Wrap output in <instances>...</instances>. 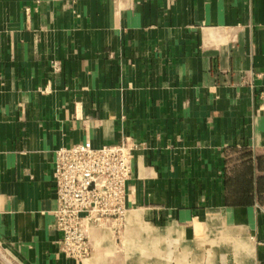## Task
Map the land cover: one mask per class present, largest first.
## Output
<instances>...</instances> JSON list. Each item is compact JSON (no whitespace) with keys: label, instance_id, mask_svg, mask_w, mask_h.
Returning <instances> with one entry per match:
<instances>
[{"label":"crops","instance_id":"1","mask_svg":"<svg viewBox=\"0 0 264 264\" xmlns=\"http://www.w3.org/2000/svg\"><path fill=\"white\" fill-rule=\"evenodd\" d=\"M262 93L264 0H0V263L262 264L264 202L225 183L264 155ZM126 136L123 225L63 256L55 150Z\"/></svg>","mask_w":264,"mask_h":264},{"label":"built area","instance_id":"2","mask_svg":"<svg viewBox=\"0 0 264 264\" xmlns=\"http://www.w3.org/2000/svg\"><path fill=\"white\" fill-rule=\"evenodd\" d=\"M138 149L137 142L126 136L115 144L95 147L84 141L55 150L53 214L59 233L57 247L63 256L75 260L89 257L90 227L113 224L118 229L123 225L132 161Z\"/></svg>","mask_w":264,"mask_h":264},{"label":"trees","instance_id":"3","mask_svg":"<svg viewBox=\"0 0 264 264\" xmlns=\"http://www.w3.org/2000/svg\"><path fill=\"white\" fill-rule=\"evenodd\" d=\"M228 154H234L233 157L240 161V166L235 167L233 178L232 175L226 174V189L228 192L232 191L227 197V203L231 205L263 203L264 155L256 154L249 148H231Z\"/></svg>","mask_w":264,"mask_h":264},{"label":"water","instance_id":"4","mask_svg":"<svg viewBox=\"0 0 264 264\" xmlns=\"http://www.w3.org/2000/svg\"><path fill=\"white\" fill-rule=\"evenodd\" d=\"M1 264V263H0Z\"/></svg>","mask_w":264,"mask_h":264}]
</instances>
